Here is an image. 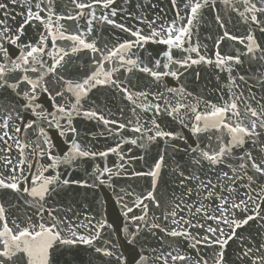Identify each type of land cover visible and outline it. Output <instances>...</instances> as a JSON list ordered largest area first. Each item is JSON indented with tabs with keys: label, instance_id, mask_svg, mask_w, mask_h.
I'll use <instances>...</instances> for the list:
<instances>
[{
	"label": "snow or ice",
	"instance_id": "snow-or-ice-1",
	"mask_svg": "<svg viewBox=\"0 0 264 264\" xmlns=\"http://www.w3.org/2000/svg\"><path fill=\"white\" fill-rule=\"evenodd\" d=\"M161 3L0 0V264H264V0Z\"/></svg>",
	"mask_w": 264,
	"mask_h": 264
},
{
	"label": "water",
	"instance_id": "water-1",
	"mask_svg": "<svg viewBox=\"0 0 264 264\" xmlns=\"http://www.w3.org/2000/svg\"><path fill=\"white\" fill-rule=\"evenodd\" d=\"M167 3V0H162V3H161V6H163L164 4ZM229 27H231V25H229ZM218 29L217 27L211 23V20H209V23L208 24H201L200 26V32H199V37L201 39V41L203 43H206L208 46H209V49L212 48V45H213V40L211 39H208L209 36H212L214 38H218ZM103 34L105 36H107L109 33L107 30H104L103 31ZM237 34H240L239 32H237ZM123 36V34H121ZM239 46V45H238ZM153 48H155L156 46L153 45L151 46ZM163 47V46H161ZM242 47V46H240ZM191 79V78H190ZM173 85H175V82L173 81L172 82ZM195 84L198 86L196 88L197 91H203V88L204 86L206 85L208 88H213L214 87V81H212L211 77L208 75L207 72H204L202 73L201 75V79L200 80H197L195 81ZM101 91V95L97 97V102L100 103V104H103V103H108L109 107H112L113 108V111H116V107L115 105L119 103V101H111V100H108V98L103 94V90H100ZM126 103V102H125ZM81 127H86L88 131H91V132H96V131H100L102 129H98L96 128L95 125L91 124L90 122L87 123L86 125H81ZM114 145V140L112 139H109L108 141H105L102 137L101 138H98V143H96L95 147L96 148H106L108 145ZM131 146L129 145H125L124 148L127 149ZM139 152L138 149L136 148H132V152H131V155H136L137 153ZM116 160V157L114 156H110L108 158V162H109V165L111 166L112 165V162ZM137 165L140 163L139 161H136L135 162ZM75 175V173H74ZM120 184H132L133 187H136V183L134 181H119ZM142 187H144L145 189L148 187L147 183H144L142 185ZM137 191H140L139 188H137ZM102 194L105 196V198L108 197L109 194V191L107 189H102ZM108 212L110 214V217H114L116 215V210L113 206V202L111 200H109V204H108ZM81 258L85 261H87L88 259V253L87 252H82L81 253Z\"/></svg>",
	"mask_w": 264,
	"mask_h": 264
}]
</instances>
